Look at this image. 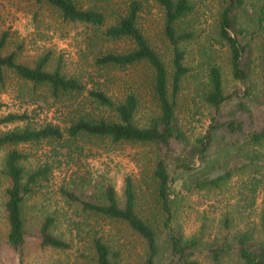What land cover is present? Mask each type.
I'll list each match as a JSON object with an SVG mask.
<instances>
[{
    "label": "trees",
    "instance_id": "trees-1",
    "mask_svg": "<svg viewBox=\"0 0 264 264\" xmlns=\"http://www.w3.org/2000/svg\"><path fill=\"white\" fill-rule=\"evenodd\" d=\"M32 1L36 6L51 8L65 24L94 30L103 27L100 32L103 41L122 42L126 48L96 56L94 65L121 70L135 66L146 69V87L154 109L143 123H138L139 100L135 88L130 86L121 99L114 100L99 85L87 89L77 77L64 75L61 61L52 65L49 53L31 65L18 62L17 50L5 52L9 36L7 31H1L0 87L13 76L29 86L31 93L37 91L54 101L69 102L85 93L92 108L109 113L96 115L76 108L63 128L52 123L37 126L25 113L0 116V126L21 125L0 132V148H6L2 161V174L7 183L3 205L6 245L19 253L26 236L22 218L24 203L35 193L38 184L48 180L55 167L52 161H45L26 170L24 164L28 156L17 149L18 146L46 144L51 147L49 158L60 165L59 159L70 161L73 153H83L79 142L93 140L149 148L150 180L164 216L165 261L160 262L153 225L139 213L138 188L130 175L122 179L121 199L109 184L101 185L96 200L83 198L82 191L64 188L59 189L60 196L69 203L79 204L85 213L124 225L142 242L139 264H200V257L208 264H225L229 260L232 264H264V203L256 227L235 234L231 240L222 237L207 241L199 232L186 235L178 226H170L174 220L170 187L173 180L168 173L170 164L174 171L183 174L184 186L190 193L218 192L239 174L249 176L247 184L254 190H264V121L256 123L253 116L256 110L264 112V0H222L216 23L217 36L227 48L230 76L240 88L225 93L220 71L216 67L208 70L200 101L211 111L210 123L204 134L193 140L177 115L181 83L189 71L182 44L193 38L179 27L181 20L192 11L189 0H148L161 12L162 32L171 48L168 67L139 28L143 9L140 0L129 1L123 13L106 26L101 11L83 8L74 0ZM246 4L251 6L249 13ZM213 147L216 148L214 159L210 158ZM54 222V216L48 215L38 224L37 246L40 250L68 251V244L52 233ZM227 223L228 218H225L224 229ZM90 249L94 264L117 263L118 254L111 252L100 237H92Z\"/></svg>",
    "mask_w": 264,
    "mask_h": 264
},
{
    "label": "rangeland",
    "instance_id": "rangeland-1",
    "mask_svg": "<svg viewBox=\"0 0 264 264\" xmlns=\"http://www.w3.org/2000/svg\"><path fill=\"white\" fill-rule=\"evenodd\" d=\"M74 1L83 8L101 11L106 26L123 13L131 0ZM189 1L192 11L181 20L179 27L192 34L193 38L182 44L185 66L189 71L181 83L177 115L184 131L193 140L204 134L210 123L211 111L200 101L208 70L216 67L220 71L225 93L240 88V85L230 76L228 51L217 36L216 23L222 0ZM140 2L143 9L138 20L139 28L168 67L171 48L162 32L161 12L151 1ZM245 7L249 13L251 6L246 4ZM0 18V32L5 30L9 36L5 52L17 50L18 62L31 65L40 56L49 53L52 65L61 61L64 75L77 77L87 89L99 85L114 100L121 99L130 86L135 88L139 100L138 123H143L152 113L154 103L146 87V69L135 66L121 70L94 65L96 56L126 48L122 42L103 41L100 37L103 27L94 30L78 24H65L51 8L36 6L32 0H0ZM76 108L96 115L109 114L92 108L85 93L69 102L54 101L37 91L31 93L29 86H24L13 76H9L4 87H0V116L25 113L37 126L52 123L63 128L71 111ZM253 116L256 123L264 121V112L260 110H256ZM17 125L0 126V132ZM78 146L83 148V153H73L70 161L59 159L60 165L49 158L51 147L46 144L18 146L17 149L28 156L24 164L26 170L45 161H52L55 166L48 180L38 184L35 193L24 203L22 218L26 236L19 253L5 243L3 205L7 183L2 174V161L6 148H0V264H94L90 249L93 236L100 237L111 252L118 254L116 264H139L143 255L142 242L124 225L85 213L79 204L67 202L59 193L61 188L82 191L83 198L96 200L100 196L101 185L109 184L121 199L122 179L127 175L134 179L138 188L139 213L153 225L158 237L160 262H164L167 256L164 243L166 232L162 228L164 216L150 180L152 158L149 148L93 140L81 141ZM215 150L213 147L210 153L212 159L216 156ZM168 173L173 180L170 186L174 213L172 228L178 226L186 235L199 232L203 240L209 241L222 237L231 240L235 234L256 227L264 203V190H254L248 185V175H235L218 192L190 193L184 186L183 174L174 171L170 164ZM48 215L55 219L52 233L68 244V251L38 248L36 228ZM225 218H228L227 229L223 227ZM199 260L200 264H208L202 257ZM230 261L224 263L232 264Z\"/></svg>",
    "mask_w": 264,
    "mask_h": 264
}]
</instances>
